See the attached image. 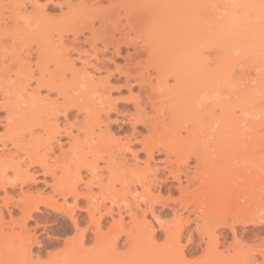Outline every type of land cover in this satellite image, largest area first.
<instances>
[{
	"label": "bare ground",
	"instance_id": "1",
	"mask_svg": "<svg viewBox=\"0 0 264 264\" xmlns=\"http://www.w3.org/2000/svg\"><path fill=\"white\" fill-rule=\"evenodd\" d=\"M27 1L31 12L25 0H0V32L7 33L0 34L3 67L19 82L12 90L4 86L0 94L9 117V136L0 143L5 149L11 142L28 160L23 165L15 156L0 154L5 167L0 186L6 193L0 204V264H264V238L241 248L250 227L264 224V204L233 222L213 218L218 190L234 177L229 168L221 174L218 161L233 165L232 155L240 146L251 151L263 147L257 163L260 174L252 178L250 193L264 196V117L258 116L262 110L239 113L237 95L239 63L264 64V0H66L61 14L48 13L37 0ZM85 32L94 50H99L97 41L103 50L112 48V54L120 53L122 46L133 48L125 65L118 66L129 88L138 85L130 96L134 110L129 120L145 127L146 134L135 125L130 138L120 142L111 131L107 121L117 100L108 92L113 89L111 73L102 77L87 68L82 71L71 55ZM9 35L12 47L23 35L29 42L27 51L14 46L7 57ZM43 88L57 95H42ZM245 90L243 95L255 87ZM11 94L22 99L11 103ZM74 110L83 114L80 123L74 120L71 127L61 128V118ZM63 131L70 138L67 148L58 138ZM55 143L61 151L53 158ZM134 144L145 153L142 164ZM153 160L162 164L157 168ZM28 164L40 165L55 179L53 189L62 202L54 197L34 200L35 193L22 186L20 197L7 195L9 184L36 179ZM84 169L90 174L88 181ZM168 181L177 185H167ZM93 185L99 196L92 192ZM118 185L120 198L109 192ZM80 199L87 202L85 216L77 211ZM42 203L54 210L48 217L61 213L57 218L66 230L68 219L74 224L60 260L33 255L41 225L34 214ZM15 209L19 217L13 215ZM167 209L173 219L162 218ZM186 212L196 223V230L187 234L189 223L182 217ZM32 219L34 227L28 224ZM123 235L126 250L120 251L118 239Z\"/></svg>",
	"mask_w": 264,
	"mask_h": 264
},
{
	"label": "rangeland",
	"instance_id": "2",
	"mask_svg": "<svg viewBox=\"0 0 264 264\" xmlns=\"http://www.w3.org/2000/svg\"><path fill=\"white\" fill-rule=\"evenodd\" d=\"M37 1H39L40 7L44 6L47 12L51 14H61L63 11L67 9L66 0H37ZM25 3L29 11L31 12L32 5H30L29 1L27 0H25ZM7 14L9 15L8 12ZM21 22H23V20ZM3 31H5V28L3 29ZM2 33L3 32H0V34ZM88 34L89 32H85L83 33V35L79 36L80 40L78 43H75L73 45L74 49H72L71 55L76 62V65H77L76 67L80 69V67L83 66L82 71L84 70L86 71L85 68H87L88 69L87 71H90V73L93 72V73L98 74V76H102V77H106L109 73H111L110 82L113 86V89H111L112 91H108V92H110L113 98L117 99L114 102L113 110L110 112L111 119H109L110 121L109 120L107 121L111 128V131L115 133V136L118 137V140L120 142L126 141L130 138V135L135 125L138 127L137 128L138 131L140 130V132L146 134L147 130L145 129V127L143 128V126L140 123H138L139 125L137 124V122L136 124L133 123L132 120L134 119H131V121L129 120L130 114H132L134 110V103H133L134 100L132 99L133 97L131 98L130 96L131 94H135L138 91V85L135 83H132V89L131 87L129 88V86L125 84L126 77H125V74L123 75L121 73L122 67H120V66L125 65L126 63L125 59H127L126 57L129 55V53L133 51V48L122 46L120 53L112 54L111 53L112 48L109 51L105 49L103 50L102 43L97 41L96 45L99 47V50H96V49L94 50V48L91 47L89 45V42H87L86 40V36H88ZM5 35H7V33H3V36ZM22 36H21L22 42L19 39H17L13 47L11 46V44H13L12 40L9 39L11 38V36L10 35L9 37L7 36L8 39L11 40L9 42L10 45L6 43L7 47H6V50H4L7 57L10 55V51L11 50L13 51L12 48H14V46L16 47L15 49L17 50L19 49V50L27 51V48H29V45H28L29 42L24 41V36L23 38ZM17 41H20V42H17ZM78 57H80V60ZM4 59L5 57L0 53V94L3 93L4 86L10 87V89L12 90L19 83L17 82L18 80L14 77L15 76L14 72L8 73L10 76H7V71H5L3 67ZM76 59L78 60L76 61ZM31 84L32 86L36 85L34 80L31 82ZM249 85H254L255 87L254 92L243 95L245 91H247L245 89ZM41 93L42 95L49 94V98H54L57 95L55 90H48V88H43L41 90ZM12 95L14 97H12L10 101L11 103L15 102L17 104V101L22 99V97L19 98L15 96L14 94H11V96ZM237 95L240 97L238 101V107H239L238 112L239 113H241V110L246 109V108L248 109V111H253L254 109L262 110V113L258 114V116L264 117V64L263 63L259 61H250L247 64L239 63ZM1 104H0V141L6 140V137L9 136V133L7 131V125L9 121V117L7 114L8 109L6 110V108L3 107ZM21 104L24 105V103H21ZM248 111L243 114L245 117L249 116ZM77 116H78V119H76ZM82 118H83V114L81 115L77 114V110L76 111L74 110L73 113H71V115L67 119L66 118L64 119V117L61 118L60 126L63 129H65L66 127L69 128V126L71 127V123H73L74 120H77V122L80 123V120ZM73 128H72L73 132L74 133L77 132L76 126H73ZM9 132H11V130ZM58 138H60L63 148H67L68 140L70 138L65 134L64 131L62 135H60ZM55 147H56L55 151L50 152V156L51 157L53 156V158L55 156L56 157L59 156L60 151H61L60 146L57 145L56 143H55ZM133 147L135 148V150L139 151L137 152L138 158H139L138 162L142 164L143 160L145 159V153L143 151H140L141 145L134 144ZM261 148L263 147L261 146L258 148H252V151H251L247 149L246 146H240V149H238L237 151L238 153L235 154L234 156L232 155V157L234 158V163L236 162V164L232 162L234 166L231 164L228 167V164L225 162L226 160H223L224 162L222 161V164H221V160L218 159L219 160L218 164L220 166L219 171L220 172L222 171L221 174H225L227 172V169L229 168L228 170L230 174L232 172L231 176L234 175L235 178L232 177L233 181L232 182L230 181L229 184L228 183H225V185L223 184L222 188L219 189L217 192V195L219 196L220 199L218 198V205L216 207V210L214 212L215 214L213 217L216 220L225 219V220H228L229 222H233L236 219L243 218L245 215L249 214L250 212H253V210L258 209V207L260 206L259 204H264L263 203L264 196L259 198V195L252 196L250 193L252 186L254 185L251 182V181H254V179L252 178H254L255 175H259L260 174L259 171L261 170L260 166H257V163L259 164L258 155L260 154V152H262ZM10 150L13 151L12 154H10ZM20 153L21 152L17 150V148L13 147L11 142L8 143V146L5 149L4 148L2 149V144L0 143V154L2 156H6L7 158H11V156H15V159L16 160L20 159L19 161L23 162L22 164L24 165L26 161L28 162V160L24 156H21L23 154L21 153L20 155ZM126 153L128 156L131 157L130 151H126ZM228 153L229 152H227L226 155H230ZM17 155H19L20 158L17 157ZM225 157L228 158L229 156H225ZM100 163L102 164V162ZM152 163L157 168L159 167L158 165L162 164L161 162L156 161V160H153ZM225 164H227V168L224 167L226 166ZM29 166L32 171L35 170L36 179L34 181L30 180L23 185L18 184L15 187H12L9 184L8 189H7V195L9 197L14 196L15 198L20 197L22 195V189H21V186H22L24 191L30 190L35 193L34 194L35 196L33 197L34 200H44L45 201L47 199H50L51 197H54L59 202H62L63 199L53 189V183L55 179L51 175L45 174L44 170L40 167V165H29ZM3 168L5 167L0 165V173L3 170ZM255 171H256V174H254ZM8 172L12 174V170L10 169V167L8 168ZM102 172L105 174L107 171L103 170ZM229 172H228V175H230ZM82 174H83L85 181H88L90 179V174L87 172L86 169L82 170ZM104 174L103 176L106 175ZM158 183H160V181ZM175 184L177 185V182L168 181L167 185L174 186ZM167 185L164 187V190L162 192L165 198L169 196L168 188H166ZM84 187H85V184L84 182L81 181L79 183V188L83 190ZM92 190H93L92 192H96L98 196L100 195V190L98 189L97 186L93 185ZM153 191L155 194L158 193L157 189H154ZM109 192L115 193L117 197L120 198L121 197L120 194L122 190L120 188V185H118L117 190H111ZM177 194L178 193H175L174 196H176ZM5 195L6 193L4 189L2 188V186H0V204L1 205H3L4 203ZM101 199L102 197L100 196V200ZM80 200H81L79 201L80 207L77 208V211L85 216L87 215V212H86V209H84V206L87 205V202L85 201V199H80ZM68 201H69V204H72L74 202L72 197H69ZM69 206H66V207L68 208ZM160 209H162V206L158 205L157 210L160 211ZM53 211L54 210L52 209V207L47 206L44 203H42L41 211L36 212L34 214L35 217H39L40 222H41L40 223L41 225L37 227L36 229L37 236H38V242L33 244L32 246V250L34 252L33 255L35 258L40 256L42 259L46 260L49 258V256L52 255L51 256L52 258L56 260H60L61 257L64 255V251H63L64 240L67 237L73 236L74 234L73 222H71L68 219L69 229L66 230L64 226L65 223L62 222V220H60L59 218H57L60 216L61 213L56 214L54 217L47 216ZM20 214L21 213L19 212V209H15L13 215L15 217H19ZM173 217H175V215L173 214L172 210L167 209V210L162 211L163 219H173ZM182 217H184L185 220H188V223H189L188 228L185 231V234L188 233L189 229L190 231L196 230L195 229L196 223L192 221L194 218L193 214H189L188 212H186L184 213ZM7 218L9 217L7 216ZM148 218H151V215H149ZM108 219L110 220L111 218H108ZM125 219L126 221H129L130 217L127 215L125 216ZM28 224L30 227H34L36 225V222L34 219H32L29 221ZM82 226H86V224H83ZM104 227L105 228L109 227V223L107 224L106 222ZM240 231L242 232V230H239V236L241 233ZM159 236H161V233L159 234ZM89 237L90 238L92 237L91 233ZM262 238H264V224L258 225V226H251L250 229L244 234V237L242 240L243 243L241 244V248L246 247L247 244H251L253 240H255L253 242L258 243L259 240H261ZM118 240H119L120 251H125L126 247L124 246V244L126 242V236L123 235ZM185 240L186 239L184 238L182 241L183 244H186ZM229 240H231V238H229ZM87 243L91 244L92 241H87ZM226 245H229L228 242H226ZM231 251L233 252L232 249ZM257 256L260 259L262 258L260 255H257Z\"/></svg>",
	"mask_w": 264,
	"mask_h": 264
}]
</instances>
